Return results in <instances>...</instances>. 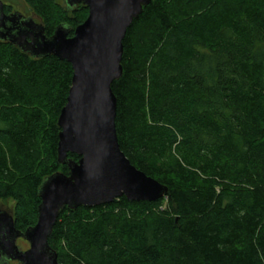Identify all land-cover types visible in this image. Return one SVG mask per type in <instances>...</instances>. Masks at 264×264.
Masks as SVG:
<instances>
[{
	"label": "trees",
	"instance_id": "1",
	"mask_svg": "<svg viewBox=\"0 0 264 264\" xmlns=\"http://www.w3.org/2000/svg\"><path fill=\"white\" fill-rule=\"evenodd\" d=\"M23 1L48 37L89 15ZM123 46L118 142L168 193L65 207L48 239L59 264H264V0H152ZM73 74L0 41V203L19 231L37 224L42 183L69 174L58 120Z\"/></svg>",
	"mask_w": 264,
	"mask_h": 264
},
{
	"label": "water",
	"instance_id": "2",
	"mask_svg": "<svg viewBox=\"0 0 264 264\" xmlns=\"http://www.w3.org/2000/svg\"><path fill=\"white\" fill-rule=\"evenodd\" d=\"M69 7L84 4L88 18L69 37L60 25L48 37L32 14L5 13L0 0V41L33 58L56 56L73 67L72 86L59 116L58 161L69 174L57 172L40 188L37 224L16 229L10 210L0 206V264H59L49 237L60 212L68 207H95L126 197L157 202L168 188L137 169L122 152L116 131L117 98L112 84L123 74V42L133 21L152 0H64ZM68 154L80 156L78 162ZM20 239L29 244L23 251Z\"/></svg>",
	"mask_w": 264,
	"mask_h": 264
},
{
	"label": "rangeland",
	"instance_id": "3",
	"mask_svg": "<svg viewBox=\"0 0 264 264\" xmlns=\"http://www.w3.org/2000/svg\"><path fill=\"white\" fill-rule=\"evenodd\" d=\"M5 5L11 6L12 11H19L25 15H31L30 10L26 6L23 0H1ZM211 2L213 0H205ZM215 1V0H214ZM0 206L4 209L11 210L13 207V202L7 201L6 203H0ZM18 246L22 248L23 251L29 248L28 242L23 239L18 241ZM10 264H17V262H11Z\"/></svg>",
	"mask_w": 264,
	"mask_h": 264
},
{
	"label": "flooded vegetation",
	"instance_id": "4",
	"mask_svg": "<svg viewBox=\"0 0 264 264\" xmlns=\"http://www.w3.org/2000/svg\"><path fill=\"white\" fill-rule=\"evenodd\" d=\"M13 12H15V11H13ZM6 13V12H5ZM10 13H12V12H10ZM10 13H6V14H10ZM22 13V12H21ZM22 14H24V13H22ZM25 15V14H24ZM32 15V14H31ZM31 15H25V16H27V17H30ZM29 249V248H28ZM27 250V249H26Z\"/></svg>",
	"mask_w": 264,
	"mask_h": 264
}]
</instances>
